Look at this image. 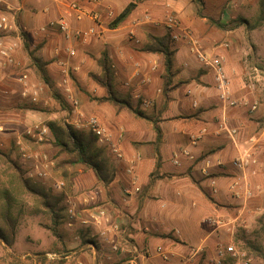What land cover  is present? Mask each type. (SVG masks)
<instances>
[{
  "label": "crops",
  "instance_id": "1",
  "mask_svg": "<svg viewBox=\"0 0 264 264\" xmlns=\"http://www.w3.org/2000/svg\"><path fill=\"white\" fill-rule=\"evenodd\" d=\"M5 1L14 8L11 0ZM112 2H19L23 10L19 20L28 31L30 42L28 48H25L24 41L19 43L15 53V65L11 72L14 84L18 85V78L22 75L27 78L30 75L20 58L27 57L34 62L35 57L36 68L45 79L55 80L60 89L74 90L79 103L75 81L82 85L80 79L84 72H90L88 69L102 74L104 69L100 64L107 61L117 98L134 106L140 97L148 117L147 120L139 119L127 108L95 100L97 107L106 104L108 115L97 114L114 138H122L124 159L118 160L115 174L107 184L101 183L91 169L80 167L74 173L75 184L79 182L82 186H89L96 202L83 197L76 206H71L68 201L62 209V216L71 219L68 226L72 227V222L78 221L75 232L80 234L82 245L76 247L78 256L65 255L60 264H216L218 253L228 246L239 226V199L246 189L255 194L257 189L253 184L264 177L263 149L258 146L259 133L250 131L253 123L264 126V68H260L264 64V27L249 34L252 38L250 48L253 50L255 81H248L243 57L239 55V38L228 35L234 31L226 32L230 46L227 43L216 46L213 33H199L190 20H183L182 15L181 24L192 28V37L199 43L200 51L218 55L224 60L230 96L228 101H222L212 70L198 61L195 47L188 40L175 44L169 78H165L160 56L141 49L128 51L124 36L131 29L139 4L119 27L111 29L108 22L116 15ZM71 4L76 6V11L69 8ZM51 21L65 22L70 32L93 28L96 35L84 40L74 35L65 39L56 28H49ZM31 23L36 26L34 30L28 28ZM149 33L144 37L139 33L138 43L141 46L146 43V37H150ZM163 33L164 30H161L159 34L150 35L161 37ZM70 49L75 51V57L69 56L67 51ZM62 70H66L69 81L66 87L62 86V76L59 79L57 74ZM3 78L0 72V94H4ZM93 84L96 96L103 98L104 88ZM165 84L166 92L163 94ZM62 96L69 106H73L69 94L65 92ZM252 106H255L254 110ZM14 111L9 118L0 115V122L7 124L22 117L43 118L47 123L54 120L44 112L29 110L18 115ZM154 121L161 134L157 146L152 145L156 139L152 126ZM239 158L248 161L243 170L233 164ZM45 165L47 174L51 176L54 161L40 164L42 170ZM128 168L130 173H127ZM33 171L30 178L37 179L39 170L35 167ZM85 177L88 178L84 180ZM59 192L63 197L72 198L64 183ZM227 209L234 211L229 218L223 211ZM101 211L104 216L100 215ZM93 217L100 224L97 225ZM105 220L109 223L105 224ZM114 227H117L116 230ZM63 242L66 247L70 240L65 237ZM113 242L120 247L119 251L112 250ZM69 248L66 247L67 250ZM88 250L92 257H86ZM159 250L166 254L167 259L162 258ZM24 257L19 254L14 262L9 260V263L22 264ZM231 263L232 259L228 257L222 260V264Z\"/></svg>",
  "mask_w": 264,
  "mask_h": 264
},
{
  "label": "rangeland",
  "instance_id": "2",
  "mask_svg": "<svg viewBox=\"0 0 264 264\" xmlns=\"http://www.w3.org/2000/svg\"><path fill=\"white\" fill-rule=\"evenodd\" d=\"M112 1L115 5V17H117V13H119L127 3L133 0ZM19 2L20 0H11V4L14 6V9H20ZM138 6L139 9L135 14L131 29H128L129 31H127V34L124 36L127 40L126 43L128 44V47L126 49L128 51H131L132 49H134V51L142 50L145 42L142 46L141 43H138V35L140 32L142 33V36L139 35L141 37L148 35L147 33L149 31V36H151V33L159 34L161 30H164V33L161 34L162 36L168 35L169 31L164 26V20L170 13L177 18L181 29L192 32L193 30L191 27L188 28L181 24L183 15V20H190L192 26H194L199 33H213L215 36L216 46L223 43H227L230 46L231 43L226 32L234 31L228 35H235V37L239 38V55H242L241 57H243L242 59L244 60L243 65L246 67L248 73V75H246L247 80L255 81L253 79L255 75V65L252 63L253 50L250 48V46L252 47V38H250L249 34L254 29H261L264 27V0H148L140 2ZM22 13L23 10H21V15ZM113 19L108 23L113 21ZM17 21H19V24L22 23V20H19V18ZM28 28L34 30L36 26L31 23ZM27 33L28 31H26L25 28V38L28 48L30 41ZM146 38L148 39L149 37ZM261 42H263V38H261ZM174 43L177 44L179 42ZM226 47L227 46H224V48ZM92 49L95 50L94 47H92ZM247 51H249L250 54H243ZM72 57H75V54ZM33 60L37 61V58L34 57ZM35 61L30 62L27 57L20 58L21 64L25 65L24 67L30 74L26 80V86L30 89L38 90L36 101H31L29 98L30 96L27 97L22 95L25 89V84L18 82L15 89L21 99L26 100L28 103L32 102L34 105H37L42 109L41 111L31 110L33 113L44 112L48 116L52 117V119H54L53 121L57 122L60 126H67L72 122L74 123L78 113L82 114L83 120H87L88 118L94 116L99 120L101 126L105 127V129L109 132V129L101 122L98 115L99 113L105 116L108 115L107 110H105L106 104L97 107L95 100L99 98L94 93L92 86L94 85L93 83H95L92 75L101 77L103 73L98 75L91 69H88L90 72H84V75L80 79L83 84H79L78 80L77 82L75 81L74 84L78 90V96L81 104L80 102H77L76 106H69L67 104L68 109H65L60 103V101L66 102L65 98L62 96L63 93H65V89L58 88L55 80L50 78L45 79V76L40 73L41 71L36 68ZM100 67L102 69H104V67L110 68V65L107 61H103L100 64ZM260 68L263 70L264 64H262ZM252 72L254 74H252ZM57 74L59 79L62 76L61 81L65 78L64 76L67 78V74L62 73V71H58ZM2 75H4V78L1 81L2 85L5 83L7 84V82L12 84L11 72L2 73ZM68 75L71 78L70 73ZM71 79L74 80L73 78ZM62 86L66 87L65 85ZM59 89L62 94H60ZM66 94H69L73 100H78V98L74 95V90H70ZM115 95L117 97V92H115ZM262 95H264V93ZM10 97L12 98V91L10 92V95L0 94V102L2 103L0 108L5 109L0 112V115H3V117L6 118H9L14 111L11 107V105L13 106V102L10 101ZM57 97H60L61 100L56 99ZM105 97L106 91L104 98ZM136 101H138V98ZM72 103L74 104V101ZM136 105L137 104H135L134 107H136ZM102 107H104V110H102ZM14 113L18 115L22 114L21 111H14ZM3 123L4 122H0V127H2V129H0V151L4 154H10V158L19 165L22 175L25 178L27 177L31 179L33 183H36L45 189L46 193H48L51 198V201L57 199L54 197L60 196L59 190L54 189L52 185L57 182H63L66 185V189L69 194L72 195V198L68 199L64 196L62 201L55 208L57 213L59 212L60 215H62V209L65 208L68 201L71 206H73V204L76 206L79 200L83 199V197L86 199L93 196V192H90L92 189H89V186H82L79 182H76L75 184L73 175L82 166L68 163L69 159H73V156H68V154L64 153L59 147L53 144V137L51 136L50 129L44 125L47 123L45 119L37 117H22L18 118L15 122H8L7 124ZM35 126L46 128L45 137L41 142H37L27 134V131L32 130ZM83 131L90 133V131L87 130ZM250 131H255L254 134L257 132L259 133L260 141L258 146L263 149L261 160L264 164V126L263 124L259 125L257 123H253ZM116 139H118V137H116ZM96 145L106 150L110 157V163L113 165L118 164L117 162L118 160L120 161V159L116 158L107 145H103L98 142H96ZM122 146L123 140L120 138L118 147H120L121 152H123ZM22 153H37L36 155L40 158L44 157L48 160L54 161L55 167L53 170H50L52 171V175H48L42 180L41 178H30V174H34L33 170L35 167L33 165L35 163L31 159H24L22 157ZM262 172L264 176V167ZM13 176L14 170L11 168L9 163H7V161L3 158H0V225L3 223V204L5 202V198L2 196V191L6 189L10 191V197L14 198L11 206V213L17 222L13 246L8 247L0 240V264H12L15 257L19 254H23L25 256V259L21 262L22 264H60L65 255H71V257L78 256L79 250H76L78 249L76 247H80L82 245V238L80 234L75 232L78 228V221L74 219L75 221L72 222L73 228L68 226V222L70 223L71 219L67 220L62 218L59 219L58 223H54L51 214H49L41 206V200L25 192L20 183H18ZM86 178L88 177H85L84 180H86ZM88 180L87 184L90 185ZM253 186L254 189H257L255 194H252L249 198L243 195L239 199V226H237V229L235 230L234 238L228 242V245H234L239 254H243L244 257H240L239 262L232 261L231 264H244L245 260L249 258L251 260L249 264H263L260 254L255 251V247L259 248L264 245V177L259 183L253 184ZM93 202H96V200L93 199ZM223 211L225 213L224 215H228V218L229 215L234 212L230 209ZM35 230H38V232L35 233ZM64 233L67 234L65 235ZM64 236L70 240L68 246L71 248L68 250L66 249L68 246H63L65 243L63 242L65 240ZM15 244L16 247L13 248ZM115 245L117 246V244ZM117 247L120 248L119 246ZM85 254L86 257L93 256L90 250L86 251ZM9 260L12 262L9 263ZM6 261L8 262L6 263Z\"/></svg>",
  "mask_w": 264,
  "mask_h": 264
},
{
  "label": "trees",
  "instance_id": "3",
  "mask_svg": "<svg viewBox=\"0 0 264 264\" xmlns=\"http://www.w3.org/2000/svg\"><path fill=\"white\" fill-rule=\"evenodd\" d=\"M142 1L148 0H133L129 2L121 13L115 17L113 21L108 24V27L111 29H115L119 27L131 14V12L137 7V5ZM22 37L24 41V46L27 48L25 32L22 31ZM142 50L147 53H153L160 56L163 60V67L165 70V78H169L171 76V68L173 66V56L176 51L175 43L171 40L169 34L164 35L162 37H149L144 44ZM110 69L104 67L103 75L101 77L92 75V78L95 84L101 86L106 91V97L99 98L98 100L101 102H110L116 105H120L123 108H127L136 118L147 120L148 117L145 115V110L143 101L140 97H138V102L136 107L129 104L128 101L122 100L116 97L113 86L112 79L110 74ZM12 82V81H11ZM4 85V94L10 95L9 93L12 91V98L10 97V101L13 102V110L24 111L33 110V111H41L42 109L37 105H34L32 102L28 103L26 100L20 98V95L15 90L17 85L12 82L10 84ZM166 84L163 87V94L166 92ZM15 87V88H14ZM56 99H60L57 97ZM58 100V101H59ZM62 107L68 109V105L64 101H60ZM47 127L50 129L51 136L53 137V144L59 147L61 151L68 154V156H73V159H69L68 163L77 164L84 168L91 169L97 176L98 180L107 184L111 181L113 175L115 174V165L109 162V155L106 150L102 147H98L96 145V138L90 132H86L83 130H77L72 126H60L57 122L52 121L48 122ZM153 130L156 133V139L152 142V145L157 146L160 141V129L156 122H152ZM155 156L157 158L156 165H158V152H155ZM0 158L4 159L9 163L11 168L14 170V178L20 183L23 190L29 193L32 196L39 198L41 206L51 214L54 223H58L59 219L64 218L60 213L55 210L58 204L62 201L63 195H60L54 201H51L48 193H46L45 189L41 186L33 183V181L29 178H25L22 175V172L19 168V165L14 162L10 158V154H4L0 151ZM112 172V174H111ZM75 176V175H73ZM2 196L5 198V202L3 204L4 212L2 215V224L0 225V240L6 246L11 247L14 243L15 238V229H16V220L13 218L11 213V206L14 200L13 197H10V191L8 189L2 191ZM56 211V212H55ZM59 211V210H58ZM264 227V223H263ZM255 251L258 252L263 260L264 264V245L262 247H255Z\"/></svg>",
  "mask_w": 264,
  "mask_h": 264
},
{
  "label": "built area",
  "instance_id": "4",
  "mask_svg": "<svg viewBox=\"0 0 264 264\" xmlns=\"http://www.w3.org/2000/svg\"><path fill=\"white\" fill-rule=\"evenodd\" d=\"M53 2H59L63 3L64 0H51ZM69 8L73 11H76L77 8L74 4L69 5ZM17 17V18H16ZM21 17V9H14L9 6L7 2L4 0H0V72L6 73V72H12V68L15 65V53L19 49V43L22 42V31L25 32V27L23 25L19 24V21L17 19H20ZM48 26L50 28H56L60 33H62V36L65 39H69L71 36L74 35V37L80 38V39H87L88 37H93L96 35V32L93 28H89L86 31H74L70 32V29L68 25L65 22H54L51 21L48 23ZM164 26L169 31L170 37L174 42H179L181 40H188L192 43V45L195 47V55L198 59V61L203 65L210 68L214 74V82L217 90L219 91V98L222 101H228L230 92H229V85H228V79L226 77L225 73V63L223 58H221L218 55H208L206 53H203L198 48V43L195 40L194 37H192V33L189 30L181 29L179 26V23L177 21V18L173 14H168L164 20ZM44 30V28L42 29ZM69 56H74L75 51L70 49L67 51ZM62 73H66V70H62ZM26 80L27 76L22 75L18 78V82L25 84L24 91L22 93L23 96H27L30 98L31 101H36V98L38 96V90L37 89H30L28 86H26ZM67 78L65 77L62 80V84H67ZM70 90L68 88L65 89V92L68 93ZM71 98V97H70ZM72 99V98H71ZM74 101V106L77 105V101L72 99V102ZM255 109V106H252V110ZM76 118V121L72 124L75 129L77 130H87L90 131L94 137L96 138L97 142L103 145H107L111 151L114 153L116 158L123 160L124 156L121 152L119 145V139L114 138L110 132H108L105 127L101 126L99 123V120L95 118L94 116L88 118L87 120H83V116L81 113H78ZM27 134L32 137V139H35L37 142L43 141V138L46 134V128L45 127H39L35 126L32 130L27 131ZM193 142V141H192ZM194 143V142H193ZM22 157L28 158L33 160L35 163L33 166L37 167L39 172L37 173V177L41 179H45L48 175L46 172L47 165L44 166V169L42 170L40 167V164L47 163V158H40L38 155L33 153H22ZM131 163V162H130ZM248 161L244 160L242 158H239V160L234 161V165L239 168V170H243L247 166ZM131 169L128 168L127 173H130ZM213 184V183H212ZM54 189L62 190L63 183L57 182L52 185ZM214 192H216L214 190ZM243 195L247 198L251 197L252 194L250 191L243 192ZM241 194L239 193V198ZM91 199H93L91 197ZM101 216H104L103 211L100 212ZM93 220L98 225L100 224L97 220V218L93 217ZM84 223H87L84 221ZM109 222L105 220V224H108ZM117 227H114V230H116ZM102 236L105 234L102 232ZM120 248H118L115 243L113 242L112 250L113 251H119ZM163 259H167L166 254L158 251ZM226 257L232 259V261L239 262L240 257H244L243 254H239V252L235 249L234 245H228L224 247L223 251H220L217 255L218 261L216 264H222V260H224ZM250 258L245 260L244 264H249Z\"/></svg>",
  "mask_w": 264,
  "mask_h": 264
}]
</instances>
